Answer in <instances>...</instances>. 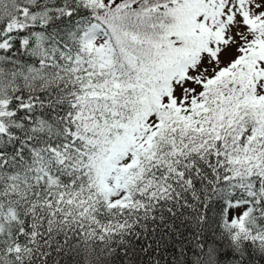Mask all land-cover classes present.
I'll return each instance as SVG.
<instances>
[{
	"label": "snow or ice",
	"instance_id": "snow-or-ice-1",
	"mask_svg": "<svg viewBox=\"0 0 264 264\" xmlns=\"http://www.w3.org/2000/svg\"><path fill=\"white\" fill-rule=\"evenodd\" d=\"M0 264H264V0H0Z\"/></svg>",
	"mask_w": 264,
	"mask_h": 264
}]
</instances>
